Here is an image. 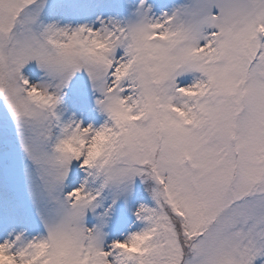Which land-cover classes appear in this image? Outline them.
<instances>
[{
	"label": "snow or ice",
	"instance_id": "1",
	"mask_svg": "<svg viewBox=\"0 0 264 264\" xmlns=\"http://www.w3.org/2000/svg\"><path fill=\"white\" fill-rule=\"evenodd\" d=\"M0 264H264V0H0Z\"/></svg>",
	"mask_w": 264,
	"mask_h": 264
}]
</instances>
